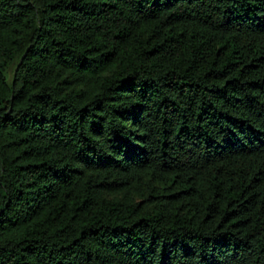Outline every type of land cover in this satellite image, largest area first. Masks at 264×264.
<instances>
[{"label":"trees","instance_id":"trees-1","mask_svg":"<svg viewBox=\"0 0 264 264\" xmlns=\"http://www.w3.org/2000/svg\"><path fill=\"white\" fill-rule=\"evenodd\" d=\"M0 264H264V0H0Z\"/></svg>","mask_w":264,"mask_h":264}]
</instances>
